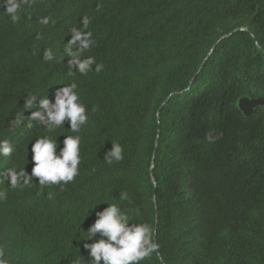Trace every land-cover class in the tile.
Instances as JSON below:
<instances>
[{"label": "trees", "instance_id": "1", "mask_svg": "<svg viewBox=\"0 0 264 264\" xmlns=\"http://www.w3.org/2000/svg\"><path fill=\"white\" fill-rule=\"evenodd\" d=\"M16 2L13 21L0 0V140L14 148L0 171L31 173L32 139L45 130L28 118L10 123L30 115L26 98L53 100L76 83L89 121L74 182L43 190L38 180L23 189L0 182V248L12 264H75L82 255L88 264L85 230L112 203L154 229L159 247L140 264H264V105L249 117L236 106L264 100V0ZM89 57L82 74L75 64ZM67 127L53 133L61 147L76 135ZM112 143L124 158L108 164Z\"/></svg>", "mask_w": 264, "mask_h": 264}, {"label": "clouds", "instance_id": "2", "mask_svg": "<svg viewBox=\"0 0 264 264\" xmlns=\"http://www.w3.org/2000/svg\"><path fill=\"white\" fill-rule=\"evenodd\" d=\"M19 6L16 0H8L6 11L11 14L13 21L18 19L16 13ZM83 22L87 25L89 21L85 18ZM44 23H48L47 18ZM88 36H91V33H88ZM80 39L81 35L77 34L70 43ZM83 47L87 48L88 43H84ZM65 52L70 57L69 50ZM53 58L51 49H45L43 59L52 61ZM93 63H95L94 58L89 57L87 60L77 61L75 67L80 73L86 74ZM102 68L103 65L97 64L95 71L100 72ZM24 105L27 111H30V115L18 113L10 122L12 128H20L28 118L36 121L35 126L31 127L29 124V127L35 129L41 127L45 132L32 139L35 142L31 145L33 164L31 173L29 174L24 167L4 169L0 171V182H6L12 189H23L31 186L34 180H38L35 183L41 190L55 185L63 188L64 185L74 182L80 174L82 160V137L79 133L89 121L88 109L81 102L77 84L70 83L60 87L55 91L53 100L31 96L24 100ZM33 105L37 106L36 111H32ZM65 122L68 124L67 129L76 135H64L61 147L59 136L54 137L53 133L61 126L65 127ZM111 145L104 154V160L108 164L119 162L124 158L123 147L119 143ZM13 153L12 143L6 139L0 140V156H12ZM50 197L51 193H49ZM6 198L7 193L0 190V202ZM119 198L127 200L128 194L122 192ZM95 215L96 219L85 230V238L82 241L85 242L83 246L88 252V264H140V261L158 249L159 246L154 240V229L147 223L130 222L129 215L117 204H107V207L97 211ZM83 260L85 257L82 255L75 264H83ZM0 264H12V258L4 248H0Z\"/></svg>", "mask_w": 264, "mask_h": 264}, {"label": "water", "instance_id": "3", "mask_svg": "<svg viewBox=\"0 0 264 264\" xmlns=\"http://www.w3.org/2000/svg\"><path fill=\"white\" fill-rule=\"evenodd\" d=\"M263 105H264L263 98H249V97L240 98L236 104L238 109L243 113L245 117H249L254 113V110L257 107H261Z\"/></svg>", "mask_w": 264, "mask_h": 264}, {"label": "bare ground", "instance_id": "4", "mask_svg": "<svg viewBox=\"0 0 264 264\" xmlns=\"http://www.w3.org/2000/svg\"><path fill=\"white\" fill-rule=\"evenodd\" d=\"M62 53H64L65 54V52L64 51H62ZM66 58L68 59V60H70V57L69 56H66ZM39 67V66H38Z\"/></svg>", "mask_w": 264, "mask_h": 264}]
</instances>
